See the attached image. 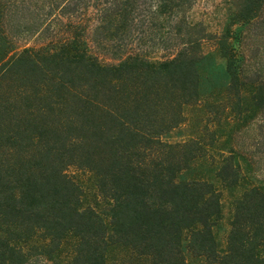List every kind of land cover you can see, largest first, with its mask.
I'll return each instance as SVG.
<instances>
[{
	"label": "trees",
	"instance_id": "trees-1",
	"mask_svg": "<svg viewBox=\"0 0 264 264\" xmlns=\"http://www.w3.org/2000/svg\"><path fill=\"white\" fill-rule=\"evenodd\" d=\"M193 4L0 0V264H264V0L213 36ZM198 104L219 134L169 141Z\"/></svg>",
	"mask_w": 264,
	"mask_h": 264
},
{
	"label": "rangeland",
	"instance_id": "rangeland-1",
	"mask_svg": "<svg viewBox=\"0 0 264 264\" xmlns=\"http://www.w3.org/2000/svg\"><path fill=\"white\" fill-rule=\"evenodd\" d=\"M233 1L234 0H194V4L188 15L193 24L197 25L200 29H204L205 32L213 36L214 34H218L223 27L227 14L232 10ZM213 44V41H205L203 43V51L208 52L212 50L214 48ZM208 111L209 112H207V108L204 107L203 104L184 108L183 112L186 121L183 125L168 135V140L171 142H180L188 140L189 138L201 136H203L205 140H208V138L211 137V134L215 133L218 135L219 133L214 122L215 118L219 116V114L215 113L218 112V110L215 109L214 112H211L208 109ZM257 123L258 120L253 121L251 125L252 128L242 134L240 140L245 146L248 144H254L250 150L256 151L257 148H259L262 151V160L258 166L257 176L259 180H264V149H262V147H255V145L264 138V135H259L256 128ZM198 167L199 163L196 162L194 169H197ZM70 172L73 173L76 182H78L82 189L83 206H94L95 202H98L99 200L101 201L94 186V178L91 174L83 171L78 172L75 169H71ZM223 203L224 217L220 226L215 231L222 247L225 245V236L228 231L227 221L229 217V207L227 204V198L224 197ZM123 256V253L117 249L111 253L112 260L119 257L122 258ZM184 257L187 264H207L203 258L194 257L187 252H184ZM108 264L120 263L118 261L113 263L108 262Z\"/></svg>",
	"mask_w": 264,
	"mask_h": 264
}]
</instances>
